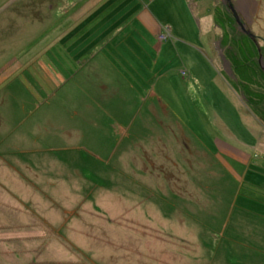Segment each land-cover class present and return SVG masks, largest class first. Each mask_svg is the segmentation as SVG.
Instances as JSON below:
<instances>
[{"label":"rangeland","instance_id":"obj_1","mask_svg":"<svg viewBox=\"0 0 264 264\" xmlns=\"http://www.w3.org/2000/svg\"><path fill=\"white\" fill-rule=\"evenodd\" d=\"M67 1L0 0V157H5L3 146L17 145L20 136L31 134L38 141V148L31 154L43 155L46 168L49 161H56L58 176L74 181V187H64V192L71 196L75 209L83 210L84 200L100 196L102 188L95 190L97 186L114 187L115 198L131 201L135 194L128 187L130 181L126 186L121 183L133 180L132 174L139 173L135 167L141 172L149 171L146 167L153 163L158 172L167 174L165 170L171 168L166 159L171 141L164 133L170 140L179 141L175 134L182 128L194 148L201 146L202 136L207 155L203 160L204 189L199 186L198 194L204 199L203 204L192 208L203 212L212 232L206 229L188 236L195 238L199 246L187 244V251L180 246L181 254L187 258L183 264H264V181L260 178L252 184L243 175L249 170L264 175V113L259 111L261 103L254 107L244 99L242 84H232L231 79L236 82L237 78L226 59L229 56L235 60L238 55L247 62L258 56L260 67V59L264 65V31L250 27L255 42L235 25L232 17L227 20L229 26L221 21L227 40L218 48L213 44V35H209L198 42L199 46L173 44L168 54L146 52V56L133 57L126 51L130 59H124V66H120L121 81L111 75L110 68L107 72L94 68L105 64L104 60L91 62L79 54L85 44H72L67 26L62 25L54 33L55 25H59L55 20L67 7ZM243 35L255 44V53ZM54 63L66 67L71 76L67 73L65 81L58 75L54 78L48 71L54 72ZM41 68L46 72L43 77ZM253 83L252 91L263 95L264 79L254 77ZM80 94L86 97L79 100ZM74 98L77 107H70ZM160 132L168 148L163 141L150 139L152 133ZM224 143L238 151L237 158L251 159L246 163L240 158H227L230 170L223 165V159L216 157L224 158L220 154L225 152L220 149ZM179 150L177 156L185 159ZM9 157L13 162L27 159L22 154ZM61 163L65 167L60 170ZM171 165V172H175ZM210 165L215 170L209 169ZM4 172L5 169L0 177ZM177 173L179 178L190 180L197 175L194 171ZM77 180L81 182L79 186ZM3 189L0 186V211H8L11 201L15 202ZM100 197L104 199V193ZM127 205L122 212L133 210L131 204ZM145 235L140 259L135 256L131 261L130 254L119 249L105 250L103 245L92 242L91 237L101 239L94 232L85 234L98 255L88 264H160L153 258L155 254L159 258L166 237ZM80 237L83 236L77 235ZM153 241H158L157 248Z\"/></svg>","mask_w":264,"mask_h":264},{"label":"crops","instance_id":"obj_2","mask_svg":"<svg viewBox=\"0 0 264 264\" xmlns=\"http://www.w3.org/2000/svg\"><path fill=\"white\" fill-rule=\"evenodd\" d=\"M221 2V0H68L67 7L55 20V24L59 25L54 24L57 28L54 33H57L62 25L67 26L68 35L73 36L70 42L73 44L82 41L85 44L84 51L80 50L79 54L86 55L91 62L98 58L104 60L105 64L94 68L98 72H101L99 69L107 72L110 68L111 75L123 81L119 72L120 66H124V59H130L126 51L133 57L146 56L148 54L146 52H150L151 55L156 52L168 54L171 53V49L173 50V44L197 43L199 46L198 42L208 39L211 37L209 35H213V44L217 48L221 42L225 43L226 33L224 28H221V21L227 25V20L233 16L224 1ZM232 2L249 28L256 27L259 31H264V0ZM68 35H64V39ZM145 44L149 46L144 47ZM53 68L56 71L55 69L54 72L51 69L48 71L54 78L58 75L65 81L67 73L71 76L62 65L54 63ZM39 71L42 77L46 75L45 69L41 68ZM47 77L51 80L49 76ZM81 95L79 100L86 97ZM69 106L77 107L75 98L70 101ZM178 130L175 140L179 141L170 140L171 137L164 133L168 142L171 141L169 156L166 158L170 163L167 165L172 168V163L175 172H171L169 168L170 170H165L167 174H162L158 172L157 167H153V163L149 168L146 167L149 171L141 172L139 167H135L139 173L132 174L133 180L121 183L126 186L130 181L128 187L130 192L135 194L131 201L122 197L115 198L114 187L97 186L95 190L102 188L100 196L104 193V199L100 196L97 199L87 198L84 200L83 210L75 209L76 206L72 205L73 200L70 201L71 196L64 192V187H74V181L68 182L58 176L56 161H49L46 168L43 155H36L38 152L31 154L32 149L38 148V141H35L31 134L20 136L17 145L11 144L8 148L3 146L5 157L3 159L0 157V172L4 169L6 172L3 178L0 177V186L15 203L11 201L8 211H0V264H16L17 261L22 262L21 264L92 263L93 257L98 255L92 247L93 243H87L85 240V234L90 236L93 232L101 239L91 237L92 242L103 245L105 250L119 249L121 253L130 254L128 256H132L131 261L135 256L140 259V250H143L141 246L146 243L142 241L143 235L157 239L158 236L164 235L165 248L159 250L161 251L159 258L155 254L157 261L153 258L154 262L183 264L187 258L181 254L180 246L184 251L188 250L187 244L192 247L199 246L194 242L195 238L188 236H195L206 229L212 231L211 225L205 222L203 212L199 213L192 208L193 205L198 206L204 199L203 195L198 194V190L199 186L204 189L202 174L203 160L207 155L205 141L201 136V146L194 148L183 129ZM13 136L14 134L12 138ZM162 136L164 137L161 132L152 133L150 139L163 141ZM193 141L196 143L195 139ZM165 144L163 141V145L168 148ZM224 144L225 146L220 147L225 151L220 153L224 158L221 155L216 157L223 159L222 164L231 170L227 158L230 160L234 157L238 160L240 157L237 158L236 149ZM177 149L183 152L185 159L177 156ZM16 154L26 155L27 159L13 162L10 157L8 158ZM29 155H32L30 159ZM218 158L216 160L219 164ZM248 158L251 159L250 156ZM247 159L240 158L248 163ZM119 161H122L121 158ZM63 167L64 164L60 170ZM70 167L72 168L71 165ZM210 168L215 170L212 165ZM183 171H194L197 175L191 180L188 177L179 178L177 172L181 175ZM73 173V171L69 173L72 174V178ZM243 175L245 180L251 179L252 184L260 178L264 181V175L262 173L259 175L256 171H244ZM75 183L79 186L78 183L81 182L77 180ZM77 201L76 198L75 202ZM116 203L123 207L117 206ZM128 203L133 210L122 212V209L129 207ZM61 205L64 208H61ZM209 232L208 234L212 235ZM77 235L83 237L77 238ZM152 244L157 248L159 243L153 241Z\"/></svg>","mask_w":264,"mask_h":264},{"label":"trees","instance_id":"obj_3","mask_svg":"<svg viewBox=\"0 0 264 264\" xmlns=\"http://www.w3.org/2000/svg\"><path fill=\"white\" fill-rule=\"evenodd\" d=\"M243 39H248V47L252 53H255V44L245 35H243ZM254 58L255 61L250 58L249 61L245 62L242 60V57H239L238 55H236L235 60L234 58H229V56L226 57V59L230 61L234 76L237 78L236 82L231 79L232 84L235 86H237V83L240 85L242 84L243 86L240 87H242L241 94L244 96V99H248V103L253 104L254 107L261 103L259 111L263 114L264 110H261V106L264 107V94L262 95L259 92H254V90L252 91V86L254 85V77L264 79V71L258 63V56H255Z\"/></svg>","mask_w":264,"mask_h":264},{"label":"water","instance_id":"obj_4","mask_svg":"<svg viewBox=\"0 0 264 264\" xmlns=\"http://www.w3.org/2000/svg\"><path fill=\"white\" fill-rule=\"evenodd\" d=\"M225 5L227 6V8L229 9V12L231 13V15L235 18L236 23L238 24V26L240 27L241 31L247 35L248 37H250L253 41L256 42V36L251 32L249 26L244 22V20L239 16L234 3L232 2V0H223ZM260 64L261 67L264 70V65L261 62L260 59Z\"/></svg>","mask_w":264,"mask_h":264}]
</instances>
